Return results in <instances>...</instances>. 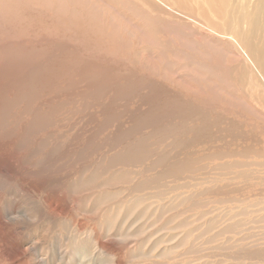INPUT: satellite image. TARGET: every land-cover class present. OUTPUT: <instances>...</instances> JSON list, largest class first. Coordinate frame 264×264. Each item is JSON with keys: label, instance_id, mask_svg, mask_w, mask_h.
I'll list each match as a JSON object with an SVG mask.
<instances>
[{"label": "bare ground", "instance_id": "1", "mask_svg": "<svg viewBox=\"0 0 264 264\" xmlns=\"http://www.w3.org/2000/svg\"><path fill=\"white\" fill-rule=\"evenodd\" d=\"M143 263L264 264V0H0V264Z\"/></svg>", "mask_w": 264, "mask_h": 264}, {"label": "rangeland", "instance_id": "2", "mask_svg": "<svg viewBox=\"0 0 264 264\" xmlns=\"http://www.w3.org/2000/svg\"><path fill=\"white\" fill-rule=\"evenodd\" d=\"M134 239H129L128 241H125L124 243H116L117 246H124V250L132 249V244H134ZM143 264H151V263H143Z\"/></svg>", "mask_w": 264, "mask_h": 264}]
</instances>
